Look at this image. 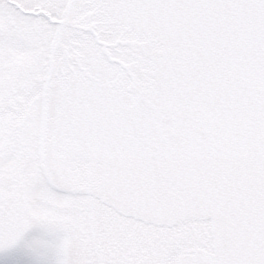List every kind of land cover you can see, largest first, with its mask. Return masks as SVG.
Here are the masks:
<instances>
[{
  "label": "snow or ice",
  "instance_id": "6c2138e0",
  "mask_svg": "<svg viewBox=\"0 0 264 264\" xmlns=\"http://www.w3.org/2000/svg\"><path fill=\"white\" fill-rule=\"evenodd\" d=\"M0 264H264V0H0Z\"/></svg>",
  "mask_w": 264,
  "mask_h": 264
}]
</instances>
